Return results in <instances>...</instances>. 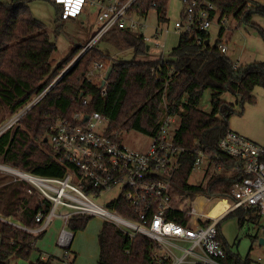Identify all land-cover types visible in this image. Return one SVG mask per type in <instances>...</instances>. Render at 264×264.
<instances>
[{"label": "trees", "instance_id": "obj_1", "mask_svg": "<svg viewBox=\"0 0 264 264\" xmlns=\"http://www.w3.org/2000/svg\"><path fill=\"white\" fill-rule=\"evenodd\" d=\"M34 1H0V105L9 116L47 90L82 49L76 46L54 67L57 47L51 42L45 24L34 16L30 7ZM168 1L139 0L130 13L146 17L156 11L158 23L162 24L168 21ZM208 1L221 17L232 18L239 25L255 27L254 16L264 17V5L252 0ZM54 7L57 21L62 23V11ZM224 32L225 29L220 28L219 39L214 45L210 43L208 31L181 34L178 46L168 58L162 56L153 61L113 59L100 50L98 43L26 115L23 127L16 129L12 139L11 134L0 139V163L43 177L63 178L65 167L51 158L44 143L51 127L60 118L69 119L77 112H98L109 119L110 131H136L152 137L171 115L180 121L175 143L188 150L172 181L175 192L190 200L197 196L229 199L231 188L240 182L239 176L232 172L237 160L222 153L219 143L231 132L229 122L236 111L221 96L229 92L239 97L242 105L255 103V89L264 88V62L238 66L219 48ZM200 36L202 42L198 43ZM102 41L118 51L134 50L136 55L145 54L148 48L143 34L118 27ZM95 62L113 69L104 86L105 95L102 84H94L86 78ZM207 90L212 92L211 113L199 109ZM85 100H88L86 106ZM4 119L1 118L0 123ZM200 151L209 158V169L220 166L222 171L195 185L189 181ZM27 189L20 183L0 186V215L28 228H37L36 214L40 210L49 211L50 203L34 192L29 194ZM233 214L239 218L240 225L246 221L257 225L261 219L254 210L239 209L228 216ZM167 217L182 224L188 220L186 214L176 211L169 212ZM92 220L89 216H75L68 227L77 234L85 231ZM218 232L226 253L224 264H253L250 259L242 260L233 254L220 229ZM43 235L33 236L0 220V264H10L11 259H29L36 251L32 243ZM98 244L97 264H157L153 257L155 245L151 241L136 237L131 242L109 222L103 223ZM33 264H52V260H43L39 253Z\"/></svg>", "mask_w": 264, "mask_h": 264}, {"label": "built area", "instance_id": "obj_2", "mask_svg": "<svg viewBox=\"0 0 264 264\" xmlns=\"http://www.w3.org/2000/svg\"><path fill=\"white\" fill-rule=\"evenodd\" d=\"M46 1L60 8L64 19H77L85 8L97 7L98 30L47 90L0 123V139L6 134H11L12 139L26 115L114 27L136 32L134 18L138 15L130 11L139 0ZM183 4L186 19L176 23L177 32H207L215 19L219 27L224 28L227 18L221 17L210 1L183 0ZM159 36L156 31L154 37ZM144 41L148 43L149 38L144 36ZM201 42L200 36L198 43ZM156 46L160 47V44L156 42ZM219 48L227 53L226 46ZM107 69V65L95 62L86 78L94 84H102ZM103 94H106L105 87ZM83 104L88 105V100ZM179 127L178 117L167 116L157 134L150 137L152 143L148 150L137 151L124 144L122 132L110 131L109 119L98 112H77L69 119L60 118L51 127L45 144L51 158L65 167L63 178L43 177L0 163L1 176L12 183L25 185L29 194L34 192L50 203L49 211L40 210L36 214L37 228H28L1 215L0 220L17 230L39 236L53 225L54 220L60 219L63 228L57 246L63 250L62 264H73L71 250L76 234L68 225L75 216L109 222L131 242L136 237L151 241L155 245L153 257L157 264H224L226 253L218 232L223 218L239 209L257 211L264 218V145L234 131L220 141V151L237 160L232 172L239 176L240 182L231 188L229 199L215 198L224 205L225 211L220 217L213 218L206 212L205 203L214 198L197 196L190 200L172 187L182 156L188 151L175 143ZM205 162H209V158L200 151L193 173L202 170ZM217 170L222 171L220 166ZM105 194L114 195L106 204L108 210L95 201ZM173 211L186 214L187 223L169 220L168 213ZM36 245L37 241H34L32 247Z\"/></svg>", "mask_w": 264, "mask_h": 264}, {"label": "rangeland", "instance_id": "obj_3", "mask_svg": "<svg viewBox=\"0 0 264 264\" xmlns=\"http://www.w3.org/2000/svg\"><path fill=\"white\" fill-rule=\"evenodd\" d=\"M30 7L34 16L45 24L51 42L55 43L57 47L53 59L54 67L60 65L76 46H85L89 43L98 30L99 9L97 7L85 8L77 19H63L62 23L57 21L58 13L51 2L36 0ZM185 14L186 9L183 0H169L167 4L168 21L165 23H158L156 11H151L146 17L136 16L134 18L137 24L136 33L149 38L147 44L150 50L145 54L136 55L134 50L118 51L104 41L99 42L98 47L101 51L110 55L111 58L122 61L135 59L153 61L162 56L168 58V55L178 46L180 36L183 34L176 31L175 25L185 21ZM216 20L208 30L212 45L219 39L220 27L217 24L218 20ZM253 24L255 27L239 25L232 18L226 19L221 45L227 47V57L238 66L264 62V36L262 34V32L264 33V17L254 16ZM141 26H145V28L141 29ZM156 31L160 33L158 38L154 37ZM156 42L160 44V47L156 46ZM211 96L212 92L210 90L205 91L199 105L200 110L211 113ZM254 97L255 103H244V105L240 103L241 99L239 97L229 92L224 93L221 99L235 107L236 114L230 120L229 128L256 144L264 145V88L257 87L254 91ZM8 116L6 109L0 105V119L5 118L4 120H6ZM121 139L124 144L137 151L148 150L152 143L149 136L136 131L123 132ZM214 173H218L217 168L209 169V162H205L202 170L194 172L189 182L198 185ZM6 183H8V179L3 178L0 174V186ZM113 196V194H105L98 200L95 199V201L108 210L106 204ZM205 207L206 212L213 218L220 217L225 211L224 205L220 204L219 199L215 198L207 201ZM109 212L115 214L110 210ZM103 223L102 219L93 218L86 230L75 236L72 251L81 246L76 264H96L99 251L97 236L95 237V235ZM62 228V221L56 219L44 239L38 240L40 242L38 245L42 247L44 252L47 253L49 248H53L57 249L56 255H61L60 259H53L52 264H62L63 250L57 246L58 235ZM219 229L226 246L233 254L239 256L242 260L248 258L253 264H264V245L260 244V240H264V218H261L257 225L249 221L240 225L239 218L233 214L223 218ZM38 258L39 253L33 251L29 259H11L10 264H33Z\"/></svg>", "mask_w": 264, "mask_h": 264}, {"label": "crops", "instance_id": "obj_4", "mask_svg": "<svg viewBox=\"0 0 264 264\" xmlns=\"http://www.w3.org/2000/svg\"><path fill=\"white\" fill-rule=\"evenodd\" d=\"M256 3H258V4H261V5H264V0H254ZM34 14V13H33ZM148 16V15H147ZM83 23V22H82ZM149 48V49H148ZM148 48H147V51H149L150 50V47L148 46ZM232 131V130H231ZM235 132V131H234ZM236 133H238V132H236ZM239 134V133H238ZM3 177V176H2ZM3 178H5V177H3ZM8 183H12L11 181H8ZM7 184V183H6ZM52 227V226H51ZM50 227V228H51ZM50 228L44 233V235L42 236V238L41 239H44V237L49 233V231H50ZM100 230H101V228L100 229H98V231H97V233H96V235H95V237L97 236V244H98V234H99V232H100ZM78 234V233H77ZM76 234V235H77ZM40 239V240H41ZM39 240V241H40ZM39 241H37V245H38V243H40ZM36 245V248H35V250L37 251V253H40L41 255H42V259L43 260H45V261H47L48 259H50V260H52V263H53V259H60L61 258V255H56V250L57 249H53V248H49V251L46 253V252H44L43 251V249H42V247L41 246H37ZM72 251V250H71ZM98 251H99V244H98ZM73 252V253H72ZM71 252V256H72V258H73V261H72V263H74V264H76V261L78 260V258H79V253L81 252V246L77 249V250H74V251H72ZM98 259H99V255H98ZM62 260V259H61ZM97 261L98 260H96V264H97Z\"/></svg>", "mask_w": 264, "mask_h": 264}, {"label": "water", "instance_id": "obj_5", "mask_svg": "<svg viewBox=\"0 0 264 264\" xmlns=\"http://www.w3.org/2000/svg\"><path fill=\"white\" fill-rule=\"evenodd\" d=\"M206 44L208 45V44H209V41H207ZM148 49H149V48H148ZM112 71H113L112 67H108L107 72H106L105 79H104V81L102 82V88H104L105 84H106L107 81L109 80ZM44 143H47V139L44 140ZM260 244H261V245H264V240H263V239L260 240Z\"/></svg>", "mask_w": 264, "mask_h": 264}, {"label": "bare ground", "instance_id": "obj_6", "mask_svg": "<svg viewBox=\"0 0 264 264\" xmlns=\"http://www.w3.org/2000/svg\"><path fill=\"white\" fill-rule=\"evenodd\" d=\"M221 204V203H220ZM211 214V213H210ZM214 216V215H213ZM216 217V216H215Z\"/></svg>", "mask_w": 264, "mask_h": 264}]
</instances>
